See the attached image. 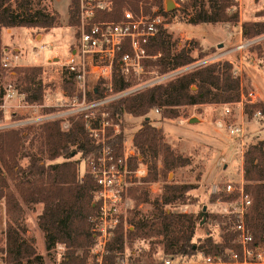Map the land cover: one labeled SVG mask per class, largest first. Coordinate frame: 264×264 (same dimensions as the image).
I'll return each instance as SVG.
<instances>
[{
  "label": "trees",
  "instance_id": "1",
  "mask_svg": "<svg viewBox=\"0 0 264 264\" xmlns=\"http://www.w3.org/2000/svg\"><path fill=\"white\" fill-rule=\"evenodd\" d=\"M42 0H0V78L6 72L1 59L2 29L26 27L28 29L49 30L60 25V14L41 4ZM165 0H111L108 9L99 11L98 19L118 20L125 9L145 13L165 12ZM192 7L194 14L190 21L196 24L221 21H239V13L233 10L236 0H190L185 4ZM185 10V9H184ZM166 14L177 15L173 9ZM264 16V8L258 12ZM182 18V15H179ZM79 23V0H71L69 5V24ZM264 33V21L245 22L243 35L253 38ZM177 41L166 27L161 26L157 34L145 45L148 57L143 60L144 72H154L162 77L201 59L193 54L194 46L199 42L176 47ZM129 46L118 52L114 62L112 91H126L138 82L135 69L126 70L120 61ZM15 88L24 95L29 104H41L44 100L47 82L43 79L42 66H18ZM61 78L63 86L72 94L75 92L74 73L64 68ZM241 78L234 74L233 64L228 60H217L195 66L169 79L139 89L104 105L108 113L106 119L120 124V131L109 128L108 139L116 157L123 156L125 141V114L145 117L141 128L134 135V144L138 152L149 164V172L143 182H155L160 176L167 180L169 172L175 168L187 166L191 159L176 151L167 141L161 128L151 124L147 117L153 109L164 116L175 117L179 107L201 104L239 102L245 93ZM100 80L89 92V96L99 100L105 90ZM195 87V89H194ZM248 88L245 89L247 91ZM5 94L0 86V97ZM264 114V103L259 101L247 105L246 111ZM3 111L0 110V118ZM103 118H98L101 123ZM43 147L39 151L32 149L36 140ZM100 152V144L90 135L83 115L72 117L70 127L65 130L58 119L48 120L39 125H19L0 130V200L6 207V230L4 245L1 246L0 261L3 264H46L45 256L36 247V239L27 235L23 225L25 204L43 203L39 216V226L44 233L45 248L52 252L63 245L64 255L61 264H84L95 242L92 217L97 213L100 202L95 197L96 182L92 175L85 173L81 180L78 174L80 159L89 160ZM162 156V167L158 159ZM63 158V161H55ZM244 188L252 197V203L244 216L246 228L253 235L249 244L254 248L264 245V138L248 143L243 155ZM27 159V165L21 163ZM130 165H138V157H131ZM199 183L165 182L159 196L151 197L150 191L139 185L130 189L135 198L134 214L122 218L115 228L110 243L113 250L124 249L125 240L150 239L152 243H161L163 254L185 261L197 259L203 251L207 255L221 256L232 263L236 254L243 259L242 246L237 242L239 230L236 214L211 213L207 211L206 233L198 234L201 220L198 213L173 210L171 207L199 203L200 195L195 190ZM216 200L232 201L236 193H219L210 196ZM151 203L154 207L148 216H139L138 206ZM204 226V225H203ZM2 240V231H0ZM112 259L113 256H109ZM140 263L138 259H133ZM192 264V263H190Z\"/></svg>",
  "mask_w": 264,
  "mask_h": 264
},
{
  "label": "rangeland",
  "instance_id": "2",
  "mask_svg": "<svg viewBox=\"0 0 264 264\" xmlns=\"http://www.w3.org/2000/svg\"><path fill=\"white\" fill-rule=\"evenodd\" d=\"M53 1L56 8L52 0H42L41 4L51 11L60 12L61 22L59 26L49 30L32 29L31 33L25 29L26 27L15 28L12 32V38L7 33L3 34V38L8 43L3 44L2 42L4 55L1 62L3 63V59L11 53L18 57L11 58L10 67H5L7 70L0 78V86L5 91L3 97H0V110L3 111L0 118V130L28 124H34L38 129L40 124L53 119L60 120L62 128L67 130L70 127L72 117L83 115V119H86L84 113L87 112L79 111L78 109L82 105L78 103H83V101L88 103L95 99L91 98L89 93L84 99L79 95L76 84L74 94L63 86L61 75L64 68H66L65 63L71 57V52L75 48L77 26L70 25L69 17L67 19L70 0ZM263 8L264 0H236L233 10L239 13L237 23L227 21L207 24L192 23L190 19L194 14V10L192 7H186V5L174 8L177 10V15L166 14V28L173 35V39L177 41L176 47L180 48L188 44L194 46L195 42H199V46H194L193 54L195 57L200 58V47H202L201 51L205 54L193 64L200 65L217 60L230 61L233 64L234 74L241 78L245 93L241 101L229 103L232 109V113L229 115L224 113L225 103L182 106L178 108L179 113L175 117L164 116L157 109L149 112L147 117H149L151 124L163 130L166 141L176 151L191 159L189 165L175 168L169 172L167 180L160 176L155 182L142 181L148 175L149 164L142 160L143 158L138 152L133 138L141 128L145 117H134L131 114H125L123 118L125 141L123 156L121 157H129V168L132 173L128 174L126 178L130 185L126 190L128 204H125L122 208V218L126 219L135 211L136 200L130 194L131 188L142 185L150 191L151 197L155 198L161 194L165 182H190L201 185L200 189L195 190V193L200 195L199 203L171 207L177 211L198 213L201 220L198 234H205L208 228V225L205 224L206 219H208L206 217L207 211L224 213L222 202L220 203L218 200L211 202L210 200L212 194L217 195L216 192H213L214 186L218 184L222 187L227 183H233L234 185L241 183L242 171L244 174L243 155L246 146L248 143L256 141L257 138H264V114L257 116L258 110L253 115L246 111L247 105L259 101L264 103V33L253 38H247L243 35L245 22L264 21V16L258 15V12ZM179 15H182V18ZM51 36L52 38H50ZM247 41H252L251 45L244 48L239 47L241 43ZM42 45L48 46V48L41 50ZM193 64L177 69V71L182 73L192 69L195 67ZM34 65L42 66L44 69L43 79L47 82V89L45 90L43 102L41 104H29L25 101L24 95L18 90L10 92L13 94L12 97L6 96L9 84L15 87L17 79L16 72L12 69L18 66ZM179 73L162 80L169 79ZM135 75L138 82L132 86L133 88L145 86L157 78L154 72L148 74L135 72ZM98 76L99 74L90 76L89 83L91 86L94 87L100 80L104 81V87H108L109 83L112 84V80L102 76L99 78ZM246 88H248L247 91H245ZM250 92H253L255 96H247ZM113 94L117 93L109 90V88L104 92L105 96ZM251 99L255 102L250 103L249 100ZM76 102L77 105L74 104ZM87 111L91 119H97V122L100 117H108L104 106L88 109ZM192 117L198 119L201 117L202 121L199 119L196 122H190ZM219 119L226 120L228 124L244 125L245 135L232 136L226 129L218 127L216 122ZM107 121L108 125H106L105 132L101 133V138L105 136V140L108 141L110 139L108 136L109 128H112L115 133L119 132L120 124L115 123L112 119ZM93 139L97 140L94 137ZM42 147L43 145L39 139L36 140L32 149L38 152ZM135 156L138 157V165L134 168L135 165L133 167L130 165V159ZM73 159L81 160L78 164V174L80 179L83 180L85 173H89L88 164L93 158L83 160L81 155L77 154ZM162 160V156H160L158 159L159 167H162ZM55 161H63V158H58ZM21 163L27 165L28 161L22 159ZM138 169H145L146 172L144 174L137 173ZM205 206L206 210L204 209ZM24 207L23 225L27 230V235L36 239V247L45 256L46 264H61L65 250L64 246L59 245L52 252H47L45 248L44 233L39 226V216L43 211V203L25 204ZM153 207L151 203L140 204L137 208L141 211L139 216H148ZM6 221L5 202L0 200V231H2L0 248L4 245ZM124 250L130 260L138 259L139 262L143 263L160 260L164 255L161 243H152L150 239L125 240ZM0 264L3 263L0 261Z\"/></svg>",
  "mask_w": 264,
  "mask_h": 264
},
{
  "label": "built area",
  "instance_id": "3",
  "mask_svg": "<svg viewBox=\"0 0 264 264\" xmlns=\"http://www.w3.org/2000/svg\"><path fill=\"white\" fill-rule=\"evenodd\" d=\"M175 8H180L190 0H172ZM111 0H79V23L77 26L76 43L71 57L65 63L69 71L74 73L76 87L79 90V95L86 99L87 94L93 90V86L89 83L90 76L99 74L104 78L112 80L114 62L119 51L127 45L130 51L124 52L121 63L125 65L126 70L131 68L135 72L141 74L144 72L143 60L148 57L145 45L154 37L161 26L166 27V0L164 2L165 12L145 13L142 10L135 12L130 9L123 11L122 17L118 20H102L98 19L99 11L110 8ZM252 41H247L240 44V48L251 45ZM48 46L42 45L41 50H46ZM12 57H18L13 53L8 54L3 59V66L8 68ZM199 64H193L197 66ZM179 71H173L162 77L156 78L147 85L139 87H130L126 91L104 96L99 100L83 101L78 103L82 105L78 110L84 113L86 128L90 135L98 140L100 144L99 154L89 162V173L93 176L96 182L95 197L100 202L97 213L92 217L93 232L95 242L90 250L87 262L84 264H229L224 261L221 256L207 255L201 251L197 259L193 261H185L175 259L171 256L163 255L160 260H155L151 263H135L126 255L125 250L111 249L110 243L115 235V228L121 221L122 208L128 204L126 198V190L130 183L127 181V175L132 173L129 168V157H116L113 154L111 145L108 143L105 136L101 138V133L105 132L107 124L106 118L102 122H97V119H91L88 114V109H94L99 106L116 100L122 96L133 93L146 86L163 81V78L169 77ZM237 73V72H236ZM109 90H112V84L108 85ZM17 89L9 84L6 96L12 97V91ZM244 96V94L242 95ZM247 96H255L250 92ZM250 103L255 102L249 100ZM77 105V102L74 103ZM224 113L229 115L232 109L229 103L224 104ZM157 111H159L157 109ZM262 111H257L256 115H262ZM218 127L226 129L232 136H244L245 127L242 124H228L224 119L217 120ZM96 140V141H97ZM243 153V152H242ZM144 174L146 170L138 169L136 171ZM135 174V173H134ZM219 193H236L237 198L231 201L218 200L224 204L223 210L226 214H236L238 218L237 229L239 235L237 242L242 246L243 259H238L236 254L233 255L238 264H264V245L250 247L253 241V235L246 228L244 216L249 206L252 203L251 195L245 191L244 181L234 185L227 183L220 187L216 184L214 191ZM231 203V204H230ZM127 206V205H126ZM109 256H113L109 259ZM233 263V262H232Z\"/></svg>",
  "mask_w": 264,
  "mask_h": 264
},
{
  "label": "crops",
  "instance_id": "4",
  "mask_svg": "<svg viewBox=\"0 0 264 264\" xmlns=\"http://www.w3.org/2000/svg\"><path fill=\"white\" fill-rule=\"evenodd\" d=\"M52 2H53V4H54V7L56 8V6H55V3H54V1L52 0ZM70 3H71V0H70V2H69V5H70ZM59 12V11H58ZM60 13V12H59ZM68 17H69V12H68V16H67V19H68ZM15 28H18V29H20V28H23L22 26H18V27H13V28H3L2 29V42H3V44H7L8 42H7V40L5 39V38H3V34H5V33H7L8 34V36L9 37H13V34H12V32L14 31V29ZM26 30H28V31H30L29 33H31L32 32V29H28V28H25ZM44 35V34H43ZM50 38H52V36L50 37ZM49 38V39H50ZM13 41V40H12ZM198 106H205V105H198ZM199 119H200V121H202V118L201 117H199ZM242 181H244V174H243V171H242Z\"/></svg>",
  "mask_w": 264,
  "mask_h": 264
},
{
  "label": "water",
  "instance_id": "5",
  "mask_svg": "<svg viewBox=\"0 0 264 264\" xmlns=\"http://www.w3.org/2000/svg\"><path fill=\"white\" fill-rule=\"evenodd\" d=\"M166 7H167L168 11L173 10L175 8L174 7V2L172 0H166ZM198 120L199 119L198 118H195V117L190 118V122H196ZM204 209L206 210V206L204 207Z\"/></svg>",
  "mask_w": 264,
  "mask_h": 264
}]
</instances>
